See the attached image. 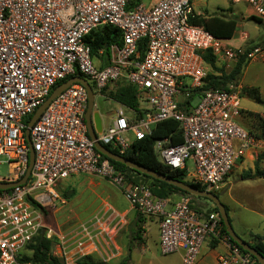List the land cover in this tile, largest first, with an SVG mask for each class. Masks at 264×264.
I'll return each instance as SVG.
<instances>
[{
	"label": "built area",
	"instance_id": "built-area-1",
	"mask_svg": "<svg viewBox=\"0 0 264 264\" xmlns=\"http://www.w3.org/2000/svg\"><path fill=\"white\" fill-rule=\"evenodd\" d=\"M192 1L155 0L149 7L130 8V0H0V166H7L0 183L23 178L29 162L26 120L72 77L86 79L97 94L121 80L134 87L141 116L128 118L119 106L97 136L102 146L118 155L149 136L158 123L176 122L182 142L156 140L155 157L170 170L185 171L186 181L206 191L220 189L237 162L264 149L263 141L239 123L243 89L238 83L223 90H201L206 52L232 63L246 49L227 47L193 25ZM242 1L256 18H264V0L233 3ZM104 26L118 30L120 41L108 47L107 56L104 50L97 52L98 59L107 62L97 66L86 38ZM142 42L143 55L138 50ZM263 55L264 46H255L246 51L245 59ZM86 109L84 87L73 84L30 128V174L24 184L0 190V264H19L21 256H29L41 231L52 241L50 254L64 264L85 257L108 264L119 256L115 239L123 217L109 204L75 233L63 234L42 224V208L65 205L59 187L76 177L106 181L138 215L153 218L162 255L179 253L182 264H196L208 240L227 244V256L218 264H255L229 243L217 213L194 210L185 196L155 197L146 184L130 182L103 159L88 137Z\"/></svg>",
	"mask_w": 264,
	"mask_h": 264
},
{
	"label": "rangeland",
	"instance_id": "rangeland-1",
	"mask_svg": "<svg viewBox=\"0 0 264 264\" xmlns=\"http://www.w3.org/2000/svg\"><path fill=\"white\" fill-rule=\"evenodd\" d=\"M154 1L131 0L132 3L144 7H149ZM231 1L193 0L192 8L195 13H201V15H205L206 17L227 15L224 9L232 8L233 12L237 15V18L232 17V19L239 24L241 16H246L249 12L248 6L243 1L234 4H231ZM245 23L246 26L243 27L242 31L249 32V27H254L258 31L251 32L261 34L264 37L263 26L256 24L251 19H248ZM237 31H241V29L237 28ZM237 37L236 35L235 39ZM256 46H264V43L257 44ZM253 47L255 46L243 49L250 50ZM262 59L251 62L235 83H238L242 89H257L260 99L264 100V58ZM234 63H226L222 59L216 58V67L223 68L226 73L231 71ZM209 73L213 72L207 66L206 74ZM114 90L115 84H112L99 94L95 91L93 92L94 111L101 113L103 128L108 126L115 110L118 108L117 104L109 99L110 92ZM250 98L255 99L254 97ZM252 99L242 96L240 100L243 114L239 123L249 131H255L260 119L264 120L262 105ZM95 104L97 107H95ZM126 115L129 118L134 116L132 112ZM263 153L264 149H260L253 157L248 154L241 162L235 164L232 173L220 189L210 191L228 208L227 213L232 221V228L239 236L242 234V229H244V232H251L253 235L264 234V182L260 181L261 183H259L258 180L253 179L242 180V175L253 172L255 161L260 159V155ZM187 164L190 166V162ZM259 166H264V156L259 160ZM6 175L7 166H0V178H4ZM59 191L66 203L63 206L57 204L55 208H42L43 225L51 227L54 231H61L63 234L75 233L81 223L88 221L102 209L105 210V206L107 208L109 204L123 217L121 229L115 239L122 256L113 264H129L130 257V264H182L181 254L162 255L160 253L158 231L156 225L153 223L154 219L141 217L136 212L127 210V206H129L127 202L117 189L106 181L96 177L71 178L66 181V184L59 187ZM178 196L180 195L176 194L173 197L176 199ZM189 199L192 207L200 212H212L215 207L209 201L200 198L189 197ZM91 260L99 262L95 257H91ZM19 264L33 263L19 262Z\"/></svg>",
	"mask_w": 264,
	"mask_h": 264
},
{
	"label": "trees",
	"instance_id": "trees-1",
	"mask_svg": "<svg viewBox=\"0 0 264 264\" xmlns=\"http://www.w3.org/2000/svg\"><path fill=\"white\" fill-rule=\"evenodd\" d=\"M134 6H136V4L132 3L130 0L129 7L131 8ZM249 19L259 21L257 18L253 16L250 17ZM190 22L193 25L201 26L205 31H207L213 37L217 39H221V40H230L236 29V21L230 17H225L224 15L223 16H210V17H205L202 15H194L193 18L190 19ZM119 41H120L119 31L110 26L101 27L97 29L96 31H93L86 38V42L90 47L91 56L93 58L96 57V54L99 50H104V56H107L108 47L111 44L119 43ZM138 50L140 54L143 55V52H144L143 42L139 44ZM247 50L248 49H246V51ZM246 51L243 56H240L237 59V61L234 63L233 68L228 73H226L223 68L216 67V58L212 55L210 51L206 52L203 55V62L205 63V66L206 67L208 66L214 74L213 73L206 74L204 85L202 86L201 90H207V89L223 90V89H227L229 84L236 82L237 78L243 73L244 69L246 68L248 64L247 60L245 59ZM105 89H107V87ZM105 89H103V91ZM245 95L254 97L256 102L262 105L264 109V100L260 99L257 89L244 88L242 90V96H245ZM193 98L195 97L192 96L191 100ZM109 99H111L118 105H121L127 109L137 112L138 103L136 100L135 89L133 86L127 84L123 80L115 83V90L110 92ZM188 104H189V101H188ZM139 115L141 116V113H139ZM30 118L26 120V124L28 123ZM247 131L251 135H253L255 138L262 140L264 143V120L260 119V122L258 123V126L256 127L255 131H251V130L250 131L247 130ZM166 138H169L171 140L172 145H176L182 142L181 131H180L179 125L176 122L164 121V122L158 123L151 129V133L149 136H146L143 140L134 141L131 144L130 148L122 156L128 159L129 161H132L138 165H141L143 167L159 172L174 180L185 182L191 186L196 187L199 190L204 191L205 187L200 186V185H194L185 180V171L179 170V169L170 170L167 167L162 166L157 161L154 151H153V144L156 140H163ZM105 148L115 154H118L116 150L112 149L109 146H106ZM263 156H264V153L260 155V159L263 158ZM102 158L106 159L103 156ZM260 159H257L255 161L253 165L252 173L248 172L242 175V180H247V179L264 180V166L263 167L259 166ZM108 162L112 166H114V168L117 171L124 173L130 182H133L135 184L137 183L146 184L150 188L151 193L155 197H158L161 199H170V200H175L174 199L175 197L173 196H175L176 194L180 196H185L188 198L193 197L171 185H167L163 182H160L150 177H147L145 175L139 174L125 167L124 165H121L119 163H116L110 160H108ZM203 200L208 201L206 199H203ZM193 209L196 210L195 208ZM225 209L227 211L226 207ZM212 212L218 214L216 207L213 208ZM212 212H205V213L208 214ZM220 224L222 228V233L226 237H228L221 220H220ZM136 227H137V224H136ZM228 241L231 245L237 247L243 254H248L247 252L243 251L240 247H238L229 237H228ZM244 242L248 243L250 247L255 249L257 252H259L264 257V235L263 236L254 235L251 237L250 241H244ZM51 247H52L51 240H47L45 238L41 240L40 236H37L34 239V243L30 245L29 247V249L31 250L30 255L21 256L19 258V262L33 263V264H64L60 260H58L57 258L53 257L50 254ZM250 257L252 260H254L255 264H258L252 256ZM76 264H103V263L101 262L97 263V262L92 261L90 257H85L83 259L77 260Z\"/></svg>",
	"mask_w": 264,
	"mask_h": 264
},
{
	"label": "water",
	"instance_id": "water-1",
	"mask_svg": "<svg viewBox=\"0 0 264 264\" xmlns=\"http://www.w3.org/2000/svg\"><path fill=\"white\" fill-rule=\"evenodd\" d=\"M80 84L84 87L86 94H87V109L85 111L84 115V122L87 128L88 137L91 141L94 142V147L98 153H100L103 157H105L107 160L119 163L121 165H124L125 167L139 173L142 175H145L147 177H150L154 180L163 182L167 185H171L184 193L193 196L195 198H201L206 199L209 202H211L217 209L218 215L220 217V220L222 221V224L225 228V232L227 236L243 251L247 252L250 256H252L258 264H264V257L257 252L255 249L250 247V245L246 242H244L241 238H239L236 233L234 232L232 225L229 221L228 213L225 209L224 204L220 201V199L212 192L209 191H202L197 189L194 186H191L185 182H181L178 180H174L168 176H165L159 172H156L154 170H151L149 168L143 167L141 165H138L132 161H129L128 159L124 158L121 155L115 154L108 149H106L104 146H102L97 139V136L101 134L102 132V121L98 114V112L94 111V95L92 92V89L90 85L87 83L86 80L82 79L81 77H72L68 79L66 82L58 85L51 94L47 97V99L44 101V103L37 108V110L34 112V114L31 116L30 120L27 123V128L25 131V137L26 141L28 143L29 147V162L27 166V170L23 178L16 182V183H0V190H6L12 187H15L17 185H22L26 182L31 167L33 165L34 161V153L32 150V147L29 143V130L32 127V125L39 119V117L42 115V113L45 111V109L48 107V105L54 100L56 97H58L60 94H62L65 90H67L71 85L73 84ZM245 98L252 99L245 95ZM255 101V99H252ZM69 195V193H67ZM44 232H40V239H43Z\"/></svg>",
	"mask_w": 264,
	"mask_h": 264
},
{
	"label": "crops",
	"instance_id": "crops-1",
	"mask_svg": "<svg viewBox=\"0 0 264 264\" xmlns=\"http://www.w3.org/2000/svg\"><path fill=\"white\" fill-rule=\"evenodd\" d=\"M233 3V0L231 1V4ZM240 3V2H238ZM234 4V3H233ZM249 9V8H248ZM226 11V14L227 15H224L225 17H234V18H237V15L233 12L232 8H226L224 9ZM195 13V12H194ZM195 15H201V13H195ZM202 16H205V15H202ZM223 16V15H222ZM255 17L252 13H251V9H249V12L247 13L246 16H241V18L239 19V24L236 23V29H235V32L232 36V38L230 40H221L219 39L222 44H224L225 46L227 47H230V48H246V47H250V46H256L257 44H262L264 43V37H262L263 35L261 34H256L255 32H251V31H258V29L254 28V27H249V32H244L242 31L243 27L246 26V23L245 21H247L250 17ZM206 17V16H205ZM256 18V17H255ZM258 19V18H257ZM259 21H256V20H253V22H255L256 24L260 25V26H263L264 27V18L262 19H258ZM237 28L241 29V31H237ZM238 36L236 39H235V36ZM234 43V44H232ZM262 58H264V55L263 57L261 58H258L256 60H252V61H249L247 66L253 62V61H257L259 59L263 60ZM95 64L97 66H104L107 62L105 60V58H101V59H98V57L96 56L95 57V60H94ZM246 66V67H247ZM115 84V83H114ZM110 86V85H109ZM108 86V87H109ZM117 106H121V105H118ZM95 107H97V105L95 104ZM125 108V107H124ZM126 109V114H129L130 112H132L135 115H139V113H137L136 111H133V110H130V109ZM100 118H101V113L98 112ZM114 115V114H113ZM133 116V117H134ZM128 117V116H127ZM113 118V117H112ZM129 118V117H128ZM102 121V120H101ZM109 125V124H108ZM106 128V127H105ZM102 129L103 126H102ZM76 178H88V177H76ZM252 180V179H251ZM253 180H258L259 183H263L264 180H261V179H253ZM261 181V182H260ZM260 186V185H259ZM255 187V186H254ZM261 187V186H260ZM127 210H131V211H134L133 209H131L129 206H127ZM226 207V206H225ZM227 208V207H226ZM135 212V211H134ZM227 212H228V208H227ZM230 219V218H229ZM231 221V219H230ZM156 227H157V223L156 221L154 220L153 222ZM232 223V221H231ZM232 225V224H231ZM236 233V232H235ZM237 236H239L237 233H236ZM264 234L262 235H258V236H263ZM254 236L253 234H251V232H244V229H242V234L241 236H239L243 241H250L251 237ZM246 237V238H245ZM116 242V241H115ZM116 244V243H115ZM117 245V244H116ZM227 253H228V249H227V244L226 243H223V242H217V241H205V243L202 245L201 249H200V253H199V256H198V259H197V262L196 264H218V261H219V258L220 257H226L227 256ZM122 256L121 255V250H120V254L118 257L112 259L108 264H113L115 262H117L118 259H120ZM131 262V257H130V260ZM130 262H128L130 264ZM70 264H76V262H72Z\"/></svg>",
	"mask_w": 264,
	"mask_h": 264
}]
</instances>
